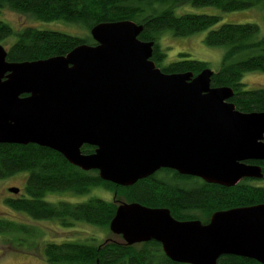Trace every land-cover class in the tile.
<instances>
[{
  "label": "water",
  "instance_id": "95a60500",
  "mask_svg": "<svg viewBox=\"0 0 264 264\" xmlns=\"http://www.w3.org/2000/svg\"><path fill=\"white\" fill-rule=\"evenodd\" d=\"M143 24L102 22L95 45L66 55L10 62L0 43V143L57 150L83 170L131 186L161 168L228 186L263 178L264 111L244 112L210 68L166 73L152 59ZM96 146L84 153L83 145ZM19 194L20 189H9ZM110 230L129 245L156 240L173 261L217 264L222 255L264 264V203L180 220L167 207L120 202Z\"/></svg>",
  "mask_w": 264,
  "mask_h": 264
},
{
  "label": "trees",
  "instance_id": "16d2710c",
  "mask_svg": "<svg viewBox=\"0 0 264 264\" xmlns=\"http://www.w3.org/2000/svg\"><path fill=\"white\" fill-rule=\"evenodd\" d=\"M184 3L216 6L223 11L264 6V0H0V13L8 8L45 21L63 19L89 30L86 38L33 26L15 30L0 18V43L17 35V39L6 47L7 60L10 62L46 59L66 55L83 43L97 44L91 29L99 23L133 20L144 25L140 39L154 41L152 59L158 67L166 73L192 72L195 76L210 68L209 63L189 58L187 52H180L179 60L164 64L167 54L160 38L163 31L168 29L176 36H188L211 28L205 42L226 48L221 67L213 74L211 85L231 87L234 95L230 100L241 111H264V87L248 89L243 82L245 72L264 71V34L259 24H219L220 16L211 13L178 14L176 8ZM82 150L93 153L96 147L86 144ZM20 171L29 173L27 194L8 197L7 204L37 219H57L65 226L81 220L110 230V222L122 201H137L149 207H167L177 219H196L203 223H209L217 211L264 203V186L247 181L235 186H224L164 168L131 186H121L102 179L98 170L86 171L70 163L62 153L52 148L35 143H0V178ZM92 187H104L114 191L117 197L113 200L92 197L83 202H51L44 199L48 191L82 194ZM118 195L124 196L126 200ZM10 231L37 233L31 226L0 218V232ZM44 254L51 263L184 264L171 260L162 244L156 240L133 245L126 244L123 238L118 240L111 237L96 244L80 241L47 242ZM217 264L261 263L252 258L227 254L222 255Z\"/></svg>",
  "mask_w": 264,
  "mask_h": 264
},
{
  "label": "rangeland",
  "instance_id": "374dc122",
  "mask_svg": "<svg viewBox=\"0 0 264 264\" xmlns=\"http://www.w3.org/2000/svg\"><path fill=\"white\" fill-rule=\"evenodd\" d=\"M178 14L185 12L211 13L220 16V23H247L253 22L260 26L261 33L264 34V6H254L249 9L223 11L216 6H195L191 3L181 4L176 8ZM0 18L11 24L15 30L33 26L40 29H52L69 33L79 37H87L89 30L84 26L69 22L63 19L45 21L30 14H21L8 8H4L0 13ZM211 28L201 30L188 36H176L172 30L163 31L160 42L166 51L164 64H169L181 58L180 52L190 54L189 58L206 61L213 71L221 67L225 46H211L205 42V38ZM17 35L14 34L6 39L2 44L9 47ZM243 82L248 89L264 87V71L251 70L245 72ZM27 171H20L12 176L0 178V218L14 220L23 223L37 230L35 235L24 231L0 232V264H70L51 263L44 254V247L47 242L80 241L85 243H101L107 238L122 239L113 234L110 230L100 225L86 221L76 220L72 225L65 226L57 219H37L25 211H20L10 207L6 199L16 195H26ZM256 185L264 186V178L253 179ZM16 186L20 189L19 194L11 192L9 189ZM92 197H99L106 200H113L117 197L114 191L104 187H92L86 193H75L73 191H48L44 199L51 202L61 200L71 202H83ZM122 200L124 196L118 195Z\"/></svg>",
  "mask_w": 264,
  "mask_h": 264
},
{
  "label": "flooded vegetation",
  "instance_id": "af4514ba",
  "mask_svg": "<svg viewBox=\"0 0 264 264\" xmlns=\"http://www.w3.org/2000/svg\"><path fill=\"white\" fill-rule=\"evenodd\" d=\"M86 145V144H85ZM84 146V145H83ZM96 147V146H95ZM83 151V150H82ZM85 153V152H84ZM246 162L247 163H249V164H256V165H259V166H261L262 167V170H263V172H264V160H246ZM161 169H164V168H161ZM161 169H159V170H161ZM169 169H171V168H169ZM158 170V171H159ZM174 170V169H173ZM175 171H177V170H175ZM157 172V171H156ZM155 172V173H156ZM178 172V171H177ZM154 173V174H155ZM178 173H180V172H178ZM181 174V173H180ZM153 175V174H152ZM182 175H185V174H182ZM151 176V175H150ZM188 176H191V175H188ZM194 177H198V176H194ZM198 178H201V177H198ZM264 178V177H263ZM201 179H203V178H201ZM253 179H262V178H250V177H245V178H242L237 184H239L240 182H243V181H247V182H250V183H252L251 181L253 180ZM204 181H206L205 179H203ZM206 182H208V181H206ZM209 183H215V182H209ZM215 184H220V183H215ZM236 184V185H237ZM254 184V183H253ZM220 185H224V184H220ZM224 186H228V185H224ZM232 186H235V185H232ZM262 186V185H261Z\"/></svg>",
  "mask_w": 264,
  "mask_h": 264
}]
</instances>
